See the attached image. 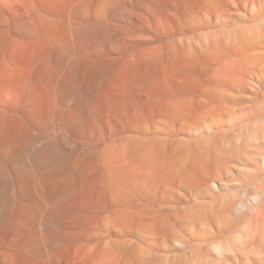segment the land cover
<instances>
[{"label":"bare ground","instance_id":"bare-ground-1","mask_svg":"<svg viewBox=\"0 0 264 264\" xmlns=\"http://www.w3.org/2000/svg\"><path fill=\"white\" fill-rule=\"evenodd\" d=\"M0 264H264V0H0Z\"/></svg>","mask_w":264,"mask_h":264}]
</instances>
